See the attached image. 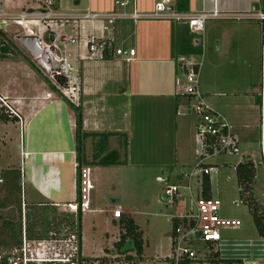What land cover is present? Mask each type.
<instances>
[{
	"label": "crops",
	"instance_id": "obj_1",
	"mask_svg": "<svg viewBox=\"0 0 264 264\" xmlns=\"http://www.w3.org/2000/svg\"><path fill=\"white\" fill-rule=\"evenodd\" d=\"M124 1L128 2V5L124 8L114 5L115 2ZM154 1L53 0V9L56 12L69 15L110 11L118 14H129L133 10L132 3L136 11L147 12L151 9ZM173 2V0H168V7L171 8ZM28 4V0H0L1 10L11 12L32 9L31 6L28 7ZM255 6H257V10L254 11L253 8ZM212 10L228 15H239L256 11L264 12V0L187 1V12L200 13ZM67 26H72L69 34L73 32L74 36H57L54 31L51 33L54 38L63 37L79 41V45L76 43L66 48L65 56L69 51L73 52L72 57L66 56V62L68 61L67 64L71 69L69 81L71 83L75 82L74 84L79 89L78 107L81 110L82 132L86 134H112L108 139V144L111 152L116 154L118 162L117 165L110 166H101L97 163L87 164L85 167L89 170L90 181L93 176L91 175L92 168L123 167L131 164L130 161L132 159L133 163L131 166L143 167V163H139L141 161L135 162L140 154L136 155L134 153L132 156L129 152L121 150L119 138L117 139L115 135H124L128 144L134 128L144 127L146 130L143 129L140 133L149 135L150 138L155 140L156 145L160 143L157 147L161 149L164 147L163 144L169 143L173 139L175 141L182 130L185 129L186 122L183 119L185 114H176L177 111L182 113L185 110V99L176 97L175 94L171 93L172 84L170 80L168 83L170 92L161 93L160 91L163 90L162 77L160 76L164 71V67L167 66L172 70V66H175L174 59L177 57L175 49L176 35L185 26L170 21L137 20L132 22L129 20H118L107 26L104 31L99 30L96 23L79 24L68 22L57 27L64 28ZM88 33H92L96 37L112 38L115 48L133 49V59L125 62L122 59L114 58L109 52L108 58L82 60L81 57L85 54V50L81 41L83 36ZM262 35L264 36V30H261V25L253 20H208L204 23L202 32L203 60H201L198 89L205 96V99H207L206 96L211 97V100L217 99L219 94H225L219 90H232V83L234 82H237L236 87L244 88V90H259L261 83L264 89V40ZM4 59L8 58L4 56ZM172 72L173 75L180 76V73H175L174 69ZM245 75L247 82H244L245 85H243L242 80ZM232 79L239 80L232 81ZM44 89L43 86H37L36 88L33 84L16 82L15 79L11 80L7 85H2L0 94L6 97L9 102H12L20 116L21 125L19 126L15 120L7 118L5 119L6 121H0V124L2 126L5 124L7 128L11 127L12 133L15 129L18 132L21 130L22 133V158L28 159L29 163L26 186L31 193L38 197V200L26 201L23 193L21 195V204H46L52 207L57 205L60 208L61 205L66 204H63L64 201L74 200L76 195V176L75 171L72 169L74 152L73 154L71 153L69 145L72 143L73 146L74 118L64 101L54 97L48 90ZM251 94L254 96V104L256 105L257 93ZM46 95L49 96L46 97ZM212 104L210 106L225 117L219 100L212 102ZM226 118L237 140L238 128L244 127L243 114L238 119ZM239 120H242V122L240 123ZM148 128L152 129L148 130ZM6 132L8 131L6 130ZM9 142L10 139L8 140ZM177 144L178 142L175 143V146ZM84 147L85 145L83 144V150ZM157 147L155 148L156 150L158 149ZM155 149L153 147V152ZM177 150L176 147L175 154L177 155L175 158L177 157L179 161L191 160L188 155L183 153V150ZM69 154H71V158L68 157ZM90 155L91 149L89 155L84 153L87 163L90 161ZM194 160L195 158L186 165L190 166ZM154 165L158 168L162 167L161 164L154 163ZM176 165V160H174L173 165L163 166V168L167 169L169 176H171V179L170 177H162L163 181L180 182L182 173L175 172L174 168ZM10 167L16 168V165L12 163L5 168ZM19 172L21 179L20 169ZM95 179L96 177L93 176L92 184H95ZM208 192L211 196L210 185ZM197 193L200 195L199 192ZM90 200L91 207L95 210L94 213L105 214V222L115 227L118 233L122 232L123 229L118 226L116 220H112L110 217V210L115 206L122 210L121 220L131 221L137 227L134 224L131 212L119 206V199L113 200L109 195L103 194L101 207L99 208L98 206L95 208L97 202L92 192H90ZM160 203L163 204V202ZM171 209L173 214H169V216H180L190 210V208H185V204L183 209L179 206L171 207ZM169 216L167 218L170 225L168 240L172 233V221L177 220L179 225L182 224V220L177 218L170 219ZM137 229L139 230L138 227ZM141 241L142 259L144 247L142 233ZM125 246L133 252L131 244L127 241L121 246L120 250ZM249 246L250 251L243 252V250H240L239 244H233L232 247L220 236L219 244L211 246L210 249L215 254V257L219 259L245 264V260L250 258L251 264H264V239H260L256 235L255 241H252ZM167 258H165V264H167ZM132 263L135 264L134 261Z\"/></svg>",
	"mask_w": 264,
	"mask_h": 264
},
{
	"label": "built area",
	"instance_id": "obj_2",
	"mask_svg": "<svg viewBox=\"0 0 264 264\" xmlns=\"http://www.w3.org/2000/svg\"><path fill=\"white\" fill-rule=\"evenodd\" d=\"M168 0H155L151 9L147 12L133 10L129 14L110 12H85L80 15H69L56 12L53 9V0H30L34 7L23 13H5L0 9V31L6 21H11L22 30L21 37H33L38 40L40 51L45 55V61L41 59V53L36 57H31L29 63L37 66L45 82L54 92L73 107L79 106V89L69 81L70 67L66 62V48L69 45H79L75 39L63 37L54 38L49 31L51 25L58 26L68 22L98 24V28L104 31L114 21L129 20H155L170 21L184 25L191 37V46L200 48L203 51V25L208 20H253L261 25L264 30V12L256 11L239 15H228L212 10L200 13H176L168 8ZM116 6L124 8L128 2H115ZM46 23V32L49 38L42 40L37 24ZM35 29V30H34ZM20 37V36H18ZM263 40L264 36L262 35ZM85 50L82 60L102 59L104 52H110L114 58L129 62L134 57L133 49L115 48L112 38L96 37L92 33L83 36L81 41ZM21 46V45H20ZM22 48V46H21ZM177 56L174 64L177 66L180 76L174 79V94L176 97L185 99L186 108L177 115L191 114L196 118L194 125L195 142L198 150L197 157L192 164L190 171L180 175L179 183H168L164 180L162 184V195L160 200L167 207H184V192L192 206V209L180 216H169L170 219L182 220V224L172 228L169 239V257L167 264H237L235 261L223 260L211 257L214 254L210 249L220 242V232L223 230H234L240 226L238 220L222 218L219 215V201L214 197L202 198L200 195L192 194L194 184L199 185L200 179L204 176L210 177L215 173V168L207 161L213 157L224 154L237 155V140L232 133V127L226 118L218 111L214 110L205 100L198 89V76L201 68L200 56ZM196 57V60L194 58ZM40 60L41 65L37 63ZM177 90V91H176ZM49 95H46L48 97ZM257 109L259 112V163L258 166L263 171L264 176V89L261 86L257 92ZM0 117L14 119L20 126L21 119L14 108L12 102L0 94ZM72 169L77 178V196L72 203H66L59 208L53 207L58 213L67 214L70 217L67 226H60L56 233L48 232L47 238L40 240H28L24 235L23 213L24 205L21 204V236L19 244L0 251V263L2 264H103L101 260L86 259L80 253V237L78 236L79 222L78 215L92 213L90 192L92 185L89 177V170L85 166L77 169L75 160L72 162ZM1 182V181H0ZM200 193V189H199ZM101 212V211H100ZM122 216V210L115 206L110 210L112 220H118ZM200 243L201 250L192 248V238ZM116 259L113 264H133L126 261L123 256ZM118 259V260H117Z\"/></svg>",
	"mask_w": 264,
	"mask_h": 264
},
{
	"label": "rangeland",
	"instance_id": "obj_3",
	"mask_svg": "<svg viewBox=\"0 0 264 264\" xmlns=\"http://www.w3.org/2000/svg\"><path fill=\"white\" fill-rule=\"evenodd\" d=\"M30 4V0H28ZM28 4V7H34L33 4ZM26 10L19 11H8L3 10L5 13H23ZM46 23L39 22L37 29L41 34L42 40L49 38L45 27ZM72 26L64 28H58L57 26L51 25L49 31H54L57 36L67 35L74 36L71 31ZM35 30V29H34ZM22 35V30L14 25L11 21H6L4 27L0 31V56H6L8 59H0V87L7 85L11 80H16L20 83H29L36 86H43L48 90L54 97H60L54 92L53 89L49 88L44 80V77L40 74L37 66L28 64L26 60L30 61L31 57L29 53L16 41L18 36ZM10 43V44H9ZM72 48V47H71ZM70 48V49H71ZM203 52V51H202ZM203 54V53H202ZM202 54L198 59L203 60ZM73 52H68L67 57H72ZM196 60V57L194 58ZM68 62V61H67ZM202 62V61H201ZM70 64V63H69ZM202 64V63H201ZM73 67V66H72ZM179 74L177 66H172V70ZM171 68L164 67V71L160 77H162L163 90L161 93L170 92L168 90L169 80L172 84L171 93L174 94L175 88L173 85L174 79L179 77L173 75ZM170 75V76H169ZM247 75V74H246ZM244 76L242 80L247 82V77ZM169 77V78H168ZM199 79V76H198ZM239 79H232V81ZM256 82V81H255ZM257 85V84H256ZM237 82L232 83V90H219L221 93L218 98L211 100V97H207L206 102L209 105H213L212 102L219 100V104H222L225 118L230 117L234 119L240 118L243 114L244 127L238 128L237 138V155L224 154L217 157H213L207 161L209 165L215 168V173L209 177V185L211 196L219 201V215L230 219L238 220L240 227L234 230H224L220 232V236L225 240L228 245L239 244L240 250L243 252L250 251L249 245L252 241H255L256 234L252 225L250 216L248 214L245 205L239 201V195L234 177V166L237 163L245 162L250 160L255 168L253 186H252V198L259 208L264 211V180L263 171L258 166L259 163V112L257 105L254 103V96L251 93H257L258 90H244V88L236 87ZM166 89V90H165ZM241 89V90H239ZM177 91V90H176ZM201 93V92H200ZM205 97V96H204ZM217 97V96H216ZM64 100V99H63ZM256 106V108H255ZM229 118V119H230ZM175 119V118H174ZM177 119V118H176ZM183 119L186 122L185 129L182 130L179 137L163 144V148L157 146L160 143L155 144V140L150 138L149 135L145 136L140 133L146 128L136 127L134 128L133 134L130 135V143L125 145V151L129 152L130 155L135 153L140 154L136 158V161H141L143 167L131 166V164L123 167H104L101 169H91V175L96 177L95 184H92L93 190L92 195L95 197L96 206L95 208L101 207V200L103 194L109 195L113 200L119 199L122 208L129 210L133 216L134 224L139 228L142 233L144 242L142 261L135 262V264H165V258L169 257V240L168 232L170 225L167 221L169 214H173L171 208L167 207L166 204H161L160 197L162 195V185L158 183V179L162 177H170L167 169L163 166L173 165L176 160L175 172L186 174L190 171V166L186 165L189 161L196 159V151L198 150L197 143L195 142L194 136V124L196 118L191 114H185ZM227 119V118H226ZM228 121V120H227ZM241 123L242 120H239ZM1 123V122H0ZM239 124V123H238ZM152 128H148L151 130ZM237 129V128H236ZM6 130L8 132H6ZM11 127L7 128L0 124V170L14 163L16 168L21 171L20 189L21 195H25L26 201H37L38 197L31 193L26 186V179L28 177V159L22 158V144L23 137L21 130L18 132L17 129L11 132ZM3 131V133H1ZM234 133V131L232 130ZM12 133V134H11ZM8 135V136H7ZM8 137L10 142L8 143ZM115 137V136H113ZM120 137H117V139ZM8 139V140H7ZM85 154L89 155L90 152V140L87 138L84 141ZM123 140H119L120 146ZM178 144L175 146V143ZM69 143V141H67ZM71 153L73 154L72 143L69 144ZM157 147L158 149L154 150ZM177 151L183 150V153L188 155L191 160L179 161L175 156V149ZM69 148V149H70ZM87 156V155H86ZM71 158V154L68 156ZM88 159V157H87ZM195 161V160H194ZM134 162V163H135ZM161 164L162 167H156L154 165ZM194 163V162H193ZM24 172V177H23ZM93 176L91 177L93 179ZM91 179V181H92ZM90 181V182H91ZM168 183H172L169 181ZM199 185H195L192 188L193 195H199ZM185 208L190 210L192 206L189 202L188 196L182 192ZM245 196L247 194L245 193ZM21 199V196H20ZM250 200V197H249ZM72 203L73 200H66L65 203ZM91 209L93 207H90ZM59 212V211H57ZM105 214H98V212L84 214L80 217L79 222V234L81 242V256L83 258H91L93 261L101 260L103 264H113L116 259L121 258L123 254H132L131 250L125 246L120 251L115 249L114 244L118 239V231L115 227L105 222ZM16 212L12 208L9 210L4 209L0 211V222L2 220H16ZM196 237L192 238V248L196 251L201 250V245L196 241ZM126 250L125 253H120ZM239 250V249H238ZM245 260V264H251L250 258ZM118 260V259H117ZM99 263V262H98Z\"/></svg>",
	"mask_w": 264,
	"mask_h": 264
},
{
	"label": "trees",
	"instance_id": "obj_4",
	"mask_svg": "<svg viewBox=\"0 0 264 264\" xmlns=\"http://www.w3.org/2000/svg\"><path fill=\"white\" fill-rule=\"evenodd\" d=\"M173 11L176 13H187V1L188 0H173ZM191 37L187 31V27H183L182 31L176 35L175 49L177 56H198L201 53L200 48H194L191 46ZM10 44V43H9ZM109 52L103 53V58H108ZM4 56H0V59ZM28 64L29 61L26 60ZM32 66V65H31ZM49 88H51L48 85ZM52 89V88H51ZM65 102L67 107L71 110L74 118V130H73V151L74 160L77 164V169L87 164L97 163L101 166L117 165V156L111 152L108 144V139L112 134H86L82 132V120L81 110L79 107H73L68 102L60 98ZM258 98H256V105ZM6 118L0 117V121H6ZM14 120V119H13ZM263 134H264V119H263ZM120 137L119 140H123L120 146L121 150L125 149L126 141L122 134L115 135ZM90 140V161L87 163L83 153V144L86 139ZM120 145V143H119ZM255 168L250 160H246L242 163H237L234 166L235 183L238 190L239 201L245 205L250 216L252 225L254 227L257 237L264 239V211L261 210L252 198V186L254 179ZM76 184V196H77V178H75ZM0 210L12 208L16 212V220L12 221L2 220L0 222V251L15 246L20 242L21 236V189H20V172L18 168H3L0 170ZM209 178L204 176L200 179V196L202 198H209ZM245 193L247 196H245ZM250 197V200H249ZM70 217L67 214L58 213L52 206L46 204H24L23 213V229L24 235L28 240H40L47 238L48 232L56 233L60 226H67L69 224ZM118 226L123 229L118 233V240L114 244L117 251L127 241L131 244L132 254L125 255L123 258L126 261L141 262L142 241L141 232L135 227L131 221L128 220H116ZM78 222H80V216L78 215ZM177 220L172 221L171 228L176 227ZM78 236L79 229H78ZM126 250L120 253H125ZM130 251V250H129ZM215 257V254L210 255ZM2 264V263H0Z\"/></svg>",
	"mask_w": 264,
	"mask_h": 264
},
{
	"label": "water",
	"instance_id": "obj_5",
	"mask_svg": "<svg viewBox=\"0 0 264 264\" xmlns=\"http://www.w3.org/2000/svg\"><path fill=\"white\" fill-rule=\"evenodd\" d=\"M1 9V8H0ZM169 10H171V8H168ZM253 10H257V6H255L253 8ZM16 41L34 58H36L40 53H41V59L42 61H45V55L43 52L40 51V48L38 46V40L36 38L33 37H17ZM37 63L39 65H41L40 60H37ZM166 181V180H165ZM161 185L163 184V179H159L158 181ZM163 200H161V202H163Z\"/></svg>",
	"mask_w": 264,
	"mask_h": 264
}]
</instances>
